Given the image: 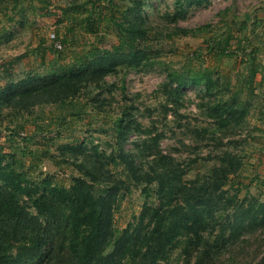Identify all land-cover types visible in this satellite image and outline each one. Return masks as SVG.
Masks as SVG:
<instances>
[{
	"label": "rangeland",
	"instance_id": "374dc122",
	"mask_svg": "<svg viewBox=\"0 0 264 264\" xmlns=\"http://www.w3.org/2000/svg\"><path fill=\"white\" fill-rule=\"evenodd\" d=\"M168 72L202 83L178 88ZM0 166L30 192L0 179L4 264H150L148 208L191 198V183L205 205L159 264H254L264 251L252 252L264 222L250 219L260 205L264 218V0H0ZM89 196L101 199L102 230L83 262L75 216Z\"/></svg>",
	"mask_w": 264,
	"mask_h": 264
},
{
	"label": "trees",
	"instance_id": "16d2710c",
	"mask_svg": "<svg viewBox=\"0 0 264 264\" xmlns=\"http://www.w3.org/2000/svg\"><path fill=\"white\" fill-rule=\"evenodd\" d=\"M205 28L206 25L197 26L193 29H185L183 30V34L197 35ZM123 42V38H120V42L116 46H114V49L117 51L123 49ZM26 55L27 53L23 52L22 54L17 55L14 60L10 61L9 63L21 60ZM90 55H93V53H90ZM249 57L251 61L248 81L252 83L259 70L257 69L256 64L254 63L255 55L250 53ZM84 61V59L80 58L72 66H69L61 72L65 73L66 75H70L71 73H73L74 68L77 67V64H81ZM167 79L170 83H176V86L178 88L184 87L186 85H198L202 83V79L197 77L191 78L188 80V82H185V79H183L177 72H168ZM0 179L8 182L11 188L15 191L27 194L28 196L30 195L28 188H21V186L12 182V180L9 178L8 172L4 169V167L1 166ZM200 187L201 186H197V184L191 183L189 187L185 190L192 191L194 195L191 198H181L174 204L170 203L168 200L160 199L158 202H155V204L151 205L148 208L149 228L143 237L147 251L143 255L144 258H146L150 264H159V262L162 260V254L166 246L173 242L179 235H182L184 230H187L191 227L190 225L196 222L195 217L200 212L199 207L205 205V202L200 201V198H202V196H199L197 194ZM91 199L93 200L91 206L88 209L83 207L82 209H80L79 215L75 216V226L78 231L80 243L83 247V262L89 260V258L92 257V255L94 254V250L101 237L102 230L101 212L99 209V200L101 199L98 198L94 200V198L92 197ZM32 200L33 206L36 207L41 214H44L46 218H49V215L47 213L51 207L50 204L46 202L47 198L43 196H38L35 199L32 198ZM251 204L252 202L246 204L247 206H243L242 209H246L247 207H249V210H251ZM261 211L262 205L258 206L250 217V219L252 218L254 228L258 226L256 224L257 222H260V224L264 222V218H260V215L262 213ZM53 217L55 218V216ZM259 246H262L264 248V243L256 244L254 248H252V252H254ZM11 247L12 246H4L3 244H0V264H4L11 259ZM40 248V243L36 242L31 248L33 251V256L38 253ZM147 253H149L148 257L146 256ZM200 260L201 258L199 259V261ZM197 264L201 263L198 262ZM254 264H264V251L262 252V257L257 260Z\"/></svg>",
	"mask_w": 264,
	"mask_h": 264
},
{
	"label": "built area",
	"instance_id": "2783aa9c",
	"mask_svg": "<svg viewBox=\"0 0 264 264\" xmlns=\"http://www.w3.org/2000/svg\"><path fill=\"white\" fill-rule=\"evenodd\" d=\"M54 47H57V48L60 47V45H59V43L57 41L54 42Z\"/></svg>",
	"mask_w": 264,
	"mask_h": 264
}]
</instances>
